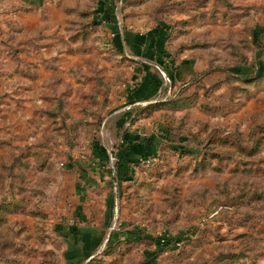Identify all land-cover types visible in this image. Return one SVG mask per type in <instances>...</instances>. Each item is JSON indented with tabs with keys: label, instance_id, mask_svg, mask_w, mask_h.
Here are the masks:
<instances>
[{
	"label": "rangeland",
	"instance_id": "374dc122",
	"mask_svg": "<svg viewBox=\"0 0 264 264\" xmlns=\"http://www.w3.org/2000/svg\"><path fill=\"white\" fill-rule=\"evenodd\" d=\"M39 1L0 0V194H20L11 209L0 199V222L23 219L0 230V264H79L52 224H72L94 144L110 170L125 128L158 135L157 150L112 185L101 264H143L153 247L128 240L132 223L175 239L156 264H264V0ZM112 24L159 41L172 74L184 60L194 73L169 82L148 48L115 45ZM142 60L162 83L130 105ZM51 192L63 214L48 212Z\"/></svg>",
	"mask_w": 264,
	"mask_h": 264
},
{
	"label": "crops",
	"instance_id": "0c3cea01",
	"mask_svg": "<svg viewBox=\"0 0 264 264\" xmlns=\"http://www.w3.org/2000/svg\"><path fill=\"white\" fill-rule=\"evenodd\" d=\"M21 1H24L28 4H37L40 2L39 0ZM103 12L104 15L110 16V21L113 20V12H108L107 10H104ZM111 29L112 33L115 30V45L121 44L122 46V43H125L126 45H129L130 48L137 49V52L138 50L141 52L143 48H145V50L148 48L149 52H151L150 54L152 55H144L143 57L148 58L150 62L151 60L153 61L155 58L153 45L156 42L154 43L150 35L141 38V35L139 34L136 39L135 34L129 31H124L122 36L117 27L113 28V24ZM142 43L145 45L143 46ZM144 64L149 65L150 63L142 60L140 62L142 69V65ZM177 69L178 70L173 74L174 80L177 83H181L184 79L189 77L188 75L194 73V66H192V62L189 60H184V62ZM141 93H143V96H141L143 98L149 95V92L146 93L144 89L141 90ZM137 101L138 100H136L134 104L141 103ZM118 122H120L118 124H121L123 121L118 119ZM123 132L126 133V137H128V139L132 141L133 144L120 148L121 135H119L120 144L115 152L117 153V157L110 158V160L112 159L116 162V168L118 167L117 171L115 169V162H111V173H109V168L103 170V167H105V162L107 161H102L99 158L88 160V162L84 164L85 170L82 169L83 172L80 173V182L78 183L79 189H75L76 192H73L74 196H71L74 202L73 212L75 214V220H72V224L62 225L58 221L52 224L58 233L64 235L63 239L65 240L67 246L66 252H64V257H66L68 261H77L79 264H101L100 256L97 255L96 251L103 241V225L106 222L111 210L113 209L114 198L112 196V185H128L131 179L127 180V178L134 174H132V172L135 168V163H129V161L138 159L137 157L141 154H144L146 151L152 150V153L155 152V146L148 145L146 142L144 144L139 143L141 140L140 136L144 135L142 132H140V130L125 128L122 133ZM126 162L128 163L127 165ZM120 163H124L126 166H121ZM32 194L35 197L34 202H37L38 192H31L30 195H27V197L32 198ZM19 196V192H1L0 199L2 200V204H4L3 209H7V207L11 209ZM46 202H48L46 208L49 206L50 209V211L47 209L49 213L54 215L56 213V215H60V213L63 214L65 210L67 211V209L64 208L65 197L63 192L62 194L60 192H58V194H56V192H51L49 195H46ZM0 212H2V209ZM87 219H90L91 221H87ZM22 220V208H19L16 211V214L13 213L12 216L7 217V220L0 222V230L11 228L17 229ZM124 230H126L125 234L129 236L128 240L132 241V244L142 241H149V244H152V249L143 250V264H156L158 256L163 250L166 249L164 247L166 245H164L163 238H153L152 235L144 230V228L138 223H132L127 229ZM1 240L4 241L3 238H0V242H2ZM0 248L5 249L6 243L2 242Z\"/></svg>",
	"mask_w": 264,
	"mask_h": 264
},
{
	"label": "trees",
	"instance_id": "16d2710c",
	"mask_svg": "<svg viewBox=\"0 0 264 264\" xmlns=\"http://www.w3.org/2000/svg\"><path fill=\"white\" fill-rule=\"evenodd\" d=\"M163 39H164L163 36H159V40H163ZM153 50H154V53H155L154 60H155V63L157 64L158 68L161 71V75H162V73H164L166 78H167V80H169V82H173L174 81V76L172 74L171 69L169 68V65L167 64L168 62L167 61L165 62L163 57H162V55H163L162 52L163 51H162V48L160 46L159 41H158V43H155L153 45ZM157 54H159L160 57H158ZM166 57H168V56H166ZM142 67H143V70H144V74L142 76L141 82L139 83V86L137 88H135L134 91L132 92L133 95H134L133 98L135 100L130 102V105H135L134 103L136 102V100L144 102L146 99H148L150 96H152L156 92L157 86L162 83V78H161L160 75L155 74V73L151 74L148 71L149 70L148 69L149 68L148 65L144 64V65H142ZM259 75H262V73H259ZM142 89H144V91L146 93L149 92L148 93L149 95L147 97H144V98L141 97V96H143V93H141ZM187 99H189V98H187ZM138 105H140V104H138ZM131 119H133V116H132ZM140 137H141V140H140L139 143L144 144L146 142L148 145L155 146V150L157 149L156 146H157V141H158V138H159L158 135L151 133V134L141 135ZM164 139H166L165 134H164ZM131 144H133V142L130 141L128 139V137H126V133L125 132L121 133V146H120V148H122V147H124L126 145H131ZM179 150L180 151H184V152H191V150H188L187 148L179 149ZM93 152L95 153V156L97 158L101 159L102 161H107L108 160V154L106 152V149L103 146L99 145L98 143L94 144ZM152 155H153L152 150H149V151H146L144 154L139 155L137 158H143V157L147 158L148 156H152ZM114 156L117 157V153H114ZM129 163H138V161L136 159H134L132 161H129ZM127 164L128 163L126 162V165ZM120 165L124 166L125 164L124 163H120ZM117 168H116V162H115L116 171H117ZM127 168H128V166H127ZM130 179H132V178L131 177L127 178V180H130ZM171 240H175V239H170L169 240L168 237L165 238V239L163 238L164 245L169 244V242Z\"/></svg>",
	"mask_w": 264,
	"mask_h": 264
},
{
	"label": "built area",
	"instance_id": "2783aa9c",
	"mask_svg": "<svg viewBox=\"0 0 264 264\" xmlns=\"http://www.w3.org/2000/svg\"><path fill=\"white\" fill-rule=\"evenodd\" d=\"M162 75H163L164 77H166L164 73H162ZM113 228H114V227H112V229H113ZM179 245H180V243L177 242V246H179Z\"/></svg>",
	"mask_w": 264,
	"mask_h": 264
}]
</instances>
